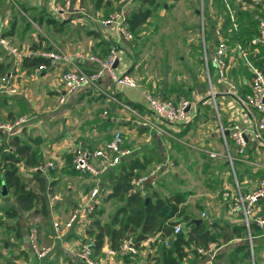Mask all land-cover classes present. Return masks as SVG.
Returning <instances> with one entry per match:
<instances>
[{"label": "rangeland", "instance_id": "rangeland-1", "mask_svg": "<svg viewBox=\"0 0 264 264\" xmlns=\"http://www.w3.org/2000/svg\"><path fill=\"white\" fill-rule=\"evenodd\" d=\"M25 1L27 2L28 0H24V2ZM92 1L94 2V0ZM110 1L113 2V7L107 8L105 15H100L99 18L103 19L112 11L118 10L120 1L119 4L117 3L118 0ZM159 1L165 4L166 8L157 10L156 13L148 19V22L139 28L136 35L132 34V39L128 43L129 45L126 49L124 61L132 71L129 74L133 76L138 84L155 95L169 96L174 99L175 97L178 98L179 95L185 97L181 91H192V95L195 96L192 99L195 106L191 107L188 114L193 112L194 109L196 113V110H199V108L204 105L201 103V100L205 102L208 101V103L210 102L211 110L208 111L203 109L201 111L200 109L199 111L200 114L202 113L201 116H204L203 114L205 113V120L203 121V118H201L199 121L194 122L193 116L190 117L187 123L180 125L181 127L179 130L184 129L187 125L189 126L187 133L182 137L187 145L182 147L181 151L173 148L172 144L169 145V139L166 138L164 134L160 135L154 131H144L140 125L135 123V119L127 111H118L110 108L108 105H97L96 103L94 107L92 105L90 109L91 112L94 110L95 114L93 115L96 117L92 120L87 119L88 121L83 123L82 127L83 129H87L91 124L96 123L100 119L103 110L106 108L109 110L108 115L112 113L121 120L120 126H118L117 129L124 137L126 144L134 148V155L136 153L147 152L152 148L161 150V153L165 151L166 154H169L166 155V158L173 159V166L171 169H167L160 183L156 188L150 189L148 194H157L160 197H166L169 195L168 191L171 189L185 191L187 194L186 201L182 205L184 211L189 213L191 217H201L200 212L203 203L205 201L210 203V199L220 195L225 188L232 186L234 181L233 170L230 164H224V159L228 160L226 155L228 151L231 153L232 157L235 155V152H237L236 145L230 143L228 146L225 140L226 136H224L220 130V124L222 123L224 127L230 128L231 134L234 126L237 125L234 120H227L228 117L221 110L222 107L228 104L231 98H229L230 96L228 95L226 99L220 100V106L218 105L220 110L219 120L215 111L212 95L208 93L207 69L205 70L206 65L202 61V54L204 49L209 50V48H205L204 45L205 43L207 44L208 41H213V39L216 41L217 36L215 38V32L219 30L223 33L230 27L232 20H235V26L240 34V43L247 52L250 53L251 59L255 62H259L260 58L264 57V52L259 49V52L254 56L255 51L253 47L250 46L248 38L253 34L254 30L257 29L258 19L264 18V8L259 4L253 10L244 11L237 0H207L205 8H203V0ZM21 4H23V0H0V15L7 17V24L3 27L1 34L7 32L11 27L12 21L16 20L19 33L17 32L13 39H11V42L16 47L18 46L21 49H25L27 47L31 48L32 44L35 42V38L41 33L39 30H34V38L31 34L32 31L25 27L26 21L21 20L22 16H24L20 8ZM139 4L140 0L131 2V6L133 7H137ZM227 16H229V21L227 20ZM23 28L25 32L21 34ZM234 43L236 42H234L233 37L229 38V43L226 40L227 47L230 50L228 56L232 55L230 52ZM4 54L5 53L0 50V60L9 61V57ZM239 67H241V71L245 69L240 65L237 56L234 55L229 65V72L232 77L235 78L237 76ZM116 71L120 72L119 69H116ZM209 71L211 80H213L215 85V81L212 79L213 71L211 67H209ZM242 73H244V70L241 74ZM29 78L17 77L16 83L20 85H23L24 82L26 84H31L34 87L33 96L37 104L41 106L46 105L50 97L54 95V91H50V87H48L51 80L48 78L47 81L40 79L32 81L31 78ZM228 78L230 79V75ZM17 90L18 89H16V92ZM207 95H209L210 98H208ZM89 101H92V99ZM84 104H81L83 105L82 108L79 107L81 105L76 103L74 107L72 106L73 110L70 115L72 118L74 117L73 121L75 123L69 122V124H75L78 127L80 124L79 113L82 114L86 112V110L84 111ZM86 104L88 105L87 107H89L90 103L86 102ZM28 112L29 110L25 109L21 114L27 113L26 115H28ZM28 116L31 118L30 114ZM141 130H143V132H141ZM113 132L114 129L107 133L105 132V134L99 133V138L95 139L97 140L96 142H102V138L109 139ZM88 139L90 138L88 137ZM79 140L83 139L79 138L76 142ZM2 146L0 144V148ZM45 146H47L46 142L41 147L44 148ZM203 153L205 155H203ZM49 160L54 161V157H51ZM258 163L264 164V157H262ZM245 169H247V167L244 165L240 167V171ZM2 171V160L0 159V175ZM249 171H251V169H249ZM20 173L27 179L30 178V174H32L25 170L20 171ZM251 174L253 180L245 183L243 185L244 187L242 186L244 190L252 189L256 181L261 179H259L256 174ZM107 188L108 186L104 183L99 186L100 195L98 200H100L97 207L103 208L104 212L100 216L102 222H109L112 215L122 205V202L118 200H110L106 203H101L102 198H104L108 192ZM51 189L52 194L51 196L47 195V199L49 208H54V203L59 202V199H53L54 186H51ZM48 191L50 190L48 189ZM63 191L68 192V189L66 190V188H64L62 189V192ZM76 204V200L70 201L69 209H67L66 212L67 215ZM14 206H16L15 199L11 192H7L4 196L0 195V264H18L16 260L19 259L25 261L24 263L29 261L26 251L23 248H27L28 229L31 225L37 224L41 226V245L45 246L53 241V239L51 240L49 238V235L51 234V223L54 217L49 216L46 219H42L33 217L29 213L28 216H26V213L22 211L18 212L15 216H6L4 211ZM212 208H214V212L216 210L214 203ZM222 217L213 215L206 216L202 219L209 224L217 220L221 222L224 221L225 218ZM77 225H83L80 230L86 232L92 225V218L88 217L86 219L85 217L80 223H77ZM129 234L133 235L131 233ZM237 242H240V238L233 239L228 243L217 241L209 245L208 250L211 255L215 256L216 264H230L231 250ZM255 242H257V244ZM254 243L256 246L253 257L254 263L251 257L238 264H255V262L258 261L264 264V238L256 235ZM59 248L60 246L56 247L54 252H59ZM77 249L72 248V250L69 251L70 256H73V252ZM154 255L157 258V253L154 252L153 255L149 256L148 260L145 259L144 263L140 264H159L156 259L153 261ZM64 256L66 257V255L63 254L60 260H62L64 264H70L68 261L69 259L66 261ZM207 258V256L200 258L196 252L190 250L183 261L185 264H204ZM32 264L52 263L49 259H46L40 263L34 260Z\"/></svg>", "mask_w": 264, "mask_h": 264}, {"label": "crops", "instance_id": "crops-1", "mask_svg": "<svg viewBox=\"0 0 264 264\" xmlns=\"http://www.w3.org/2000/svg\"><path fill=\"white\" fill-rule=\"evenodd\" d=\"M66 1L70 2L66 8V11L64 12L57 11L56 8L61 7V6L64 7ZM117 3L119 4V0ZM239 4H241L242 10L244 11L253 10L259 4L261 5V7L264 8V0H259L258 2H255V3L245 2V3H239ZM163 5H164L163 9H165L166 5L165 4ZM21 6H23V8L25 9V12L21 10L23 12L22 14L24 15L22 16L21 20L26 21L25 27L32 31L31 32L32 36L35 38L34 30H37V31L39 30L41 34L43 33L42 35L38 34V37L35 38V42L33 44L38 43V41L41 38H44V41L41 42V47L36 50H32L31 48H28V47L25 49L24 48L21 49L17 46L19 49L22 50V52L25 53V56H40L39 51L54 50L56 48L61 49L66 54L72 57H76V54L78 52L93 53L96 55H105L111 43L119 42V44L121 45V51L123 53H122V59L116 63L115 67L116 69H119V71H126L127 73L132 72L130 70V67L124 61L126 49L129 45L128 43L131 40L129 41H124L123 39L120 40L119 36L115 33L114 30L110 29V32L109 31L107 32L100 23L101 18H99V16L105 15L106 9L113 7V2H111L110 0H94V2L92 0H28L27 2L26 1L24 2L23 0V4H21ZM118 6H119L118 9H119L121 6V3ZM42 11L48 13L51 17L55 19V21L63 22V24L59 27L61 29L47 25L44 22L42 23L41 26H39L36 22L30 19L32 16H38ZM262 20H264V18L258 19V23L256 26L257 29H258L260 21ZM30 21L32 25L31 24L29 25ZM6 24H7V17L0 15V34H1L3 27ZM231 25L223 33L217 30L215 32V38L217 36L216 41H214L213 39V41H210V42L208 41L207 44L205 43L204 45L205 48H209V50L204 49V52L202 54V61L206 65V66L204 65L205 70L207 69L209 90L215 93V96H214L215 111L218 115L219 120H220V110H219L218 105L220 106L221 99H226V97H228L229 94L223 93L226 91V89H228L231 85H233L236 88L237 92L241 95L249 91V79H250L249 67L244 62V59L241 58L237 50V45L239 44L240 46H242V44L240 43V34L237 30V27L235 26L236 25L235 20H232ZM257 29L254 30L253 34H251L248 40H250L253 37ZM21 31H22L21 34H23L25 32L24 28ZM17 32L18 30H17V22H16L14 34L10 37H5V38L11 42V39H13V37L17 34ZM230 37H233L234 42L236 43H234V45L232 46V49L230 52V54L232 55L228 56L229 65L231 63L233 56L236 55L240 61V65L244 67L245 69H243L244 73L241 74L243 70L241 71V67H239L238 74L235 78L231 76L229 72L230 70H228L226 82H224L225 83L224 84L223 82H220L219 79L217 78L213 65L209 63L208 56L212 55L213 53L212 51L220 39H223L225 42L227 40V42L229 43ZM249 44H250V41H249ZM252 47H253V50L255 51L254 56H256V53L259 52V49L262 52H264V45L252 46ZM242 48L247 52V50L243 46ZM0 50H2L1 47H0ZM205 56L207 59L205 58ZM47 59L49 60V64H42L45 66V68L40 71L36 70V68L39 65L37 67L30 69L31 70L30 73L26 72V70H22L20 68V64L18 66H15L13 70L14 72L13 81H14L16 89H18L17 92L15 91L13 94H6V93L0 92V100H3L5 104L1 111L2 116H3L2 120H11L17 116L25 115L27 113L21 114V112L25 109L29 110L28 115L29 114L31 115L30 120L31 119L32 120L24 124L21 128L22 131L20 130L19 132H21L20 134L23 140H26L29 137H36V136H39L42 139V143L39 146V150H40V153L42 154L43 160L40 161L38 164L45 163L49 161L51 157L52 158L54 157L53 173H51L50 170H48L47 172H39L47 176V180H48L47 188L50 190L48 191L49 193H47V195L51 196L52 194L51 186H54L53 199H59V202L54 203V208H49V216L54 217L51 223V234L49 235V238L51 240L53 239V241L50 244L45 245V247H51V251L44 258L39 260L35 257L34 253L32 252L30 245H29V241H28L27 248H23V249L26 251L27 258L29 259V261L27 262L28 264H32L34 260L37 261V263H40L46 259H49V261H51L52 264H54L55 259H57V264H64V262L60 260V258L63 257V254L66 255V257L64 256V259L66 261L67 259H69L68 261L70 264H82L80 260L77 259L75 253L80 248V245L88 239L87 231L85 232L83 230H80L82 229L83 225L78 226L77 223H80V222H76L71 229H68L65 231L61 239H56L53 237L52 224H53V221H56V220L64 223L67 220L68 216L71 214L72 210L78 207L85 200V195L92 189V187H94L97 184V182H100L101 184L104 183L105 185H107V183L104 181L103 177H100L99 179H94L89 174L74 171L71 167V161H70L71 155H72L71 151H73V147H75L74 145H76L75 143H77L76 140H78L79 138L83 139L79 141H81L85 145L99 146L105 141L111 139L114 132L119 131L117 127L120 126L119 124L121 123V120L112 113H110V115H107V117L105 118L103 113L106 111L107 114H109L108 112L109 110H107L106 108L103 110V113L100 116V119L97 122L95 121L96 123L91 124V126L88 127L87 129L86 128L83 129L82 124L86 123L88 121L87 119L92 120L94 117H96L95 115H93L95 114L94 110H92L91 112L90 108L92 107V105L93 107L95 103L97 105H104V106L108 105L110 108L116 109L118 111L122 110V111L128 112V110L123 108L121 105V102L114 96V94L120 93L126 98H128L129 100L133 102H137L146 108L144 93L148 90L142 87L140 84H139V88H136V89L128 88L125 86H116L110 81L108 77H103L97 83H98L99 88L103 89L107 93V95L103 92H98L97 89L94 87L84 86V87L78 88L77 90H74L70 94H66L65 100L63 102H60L59 97L63 94L62 84L60 81V74L65 69V65H63L62 62L52 61L49 58ZM247 59L256 66H263L264 64V57H261L259 62H255L254 60L251 59L249 52H247ZM75 62L80 67H83L86 69L87 67H90L91 65L88 62H85V60H80V59L79 60L77 59V61ZM257 63H259V65H257ZM209 67H211L213 71L212 79H214L215 85L213 83V80H211ZM229 75H230V79L228 78ZM17 77H25V78L30 77L32 81L35 79L47 81L49 78L51 81H50V84H48V87H50V91H54V95L50 97V100L48 99L49 101L46 105L44 106L38 105L36 102V99L33 96L34 87L31 84H26L25 82L23 85L16 83ZM189 92L191 93L190 98L188 97H185V98H188L190 101L193 102L192 99L195 96L192 95V91L189 90ZM229 96H230L229 98L231 99L228 101V104L225 107L221 108V110L228 117L227 120H234L235 123H237V125L235 126H240L241 128L245 129L247 140H248L245 150H250V152L247 155L248 158L242 159L241 163L238 165H233V160L237 158V157L235 158L233 157L240 156V154H237V152H235V155L232 157L229 151L226 153L227 157L231 156L232 158V162H230L229 159H228V162L233 170V175H234V181L232 183V186L228 188H234L236 186L235 183L237 182L240 189L244 192H247V191L252 190L254 186L257 184V182L259 181V180L256 181L252 189L244 190L243 185L247 183L248 181L253 180L251 173L256 174L259 177V179L264 178V164L258 163V161L262 157H264V147L257 144V142L253 140V138L251 137L250 129H251L253 122L250 119V115L246 112L245 113L242 112L239 109L238 105L236 104L235 99L232 98V95H229ZM112 97L115 99H112ZM165 97L172 99V97H169V96H165ZM91 99L92 101H89ZM86 102L90 103L89 107H87L88 105L86 104ZM75 103L79 105L85 103L84 111L86 110L85 113H82V114L79 113L78 115L80 116L79 117L80 124L78 125V127L75 124H69V122L75 123L73 121L74 117L72 118V116L70 115V113L73 110L72 106L74 107ZM205 104L206 103H204V105ZM203 106L199 108V111L200 109L201 111L205 109V107ZM79 107L82 108L83 105ZM195 114L196 113L194 109V111L191 112V117ZM200 115H202V113ZM203 115L204 116H201V118H203V121H204L205 113ZM77 123H78V119H77ZM160 127H161V130L155 127L141 126V128L144 129V131L145 130L154 131L160 135L164 134L165 137L169 139L168 141L169 145L172 144L171 139L180 141L179 143L183 144V146H181V149L182 147H185L187 145L185 140L182 139V137L187 133V131L179 139L176 136V133H179L178 131H181L179 130L180 125L164 123V124H160ZM112 129H114V132L112 133V136L109 139L102 138V142L101 141L96 142L97 140L95 139L99 138L98 136L99 133L105 134V132L107 133L108 131ZM162 129L164 130V132L162 131ZM188 129H189V126H188ZM220 130L223 135H225L224 134L225 131H228L229 133L226 136L228 135L230 136V128L224 127L222 123L220 124ZM141 132H143V130H141ZM5 133L0 136L1 146L7 144L9 134L7 135V133L6 134ZM88 137L90 139H88ZM45 142L47 143V146L42 148L41 146ZM124 142H125V139H124ZM126 146L132 150L130 156H128L129 158H135V157L141 158L145 153H148L151 151L159 154L161 158L159 163H156V164L151 163L150 165H148L147 169L152 168L153 166L157 164H165V163L169 164V167L168 166L163 167L161 172H159L160 175L157 174L155 177L150 179L145 185H143L139 189L143 195L148 194V191L150 189L156 188V186L160 183L167 169L169 168L171 169V167L173 166V161H172L173 159L171 160L169 158H166V155H169V154H166L165 151L164 153H161L162 151L157 148L156 149L152 148V149H149V151L147 152L136 153L134 155V152H135L134 148L131 146H128L127 144ZM181 149L178 151H181ZM203 155L205 154L203 153ZM225 160L227 159H224V161ZM242 165L246 166L247 169L240 171V167ZM33 167L35 166L27 168L23 165H19V171L25 170L29 173L35 172L32 170ZM249 169H251L252 172L249 171ZM236 170L241 172L243 176L242 181L238 182ZM30 175L32 176V174ZM23 177L25 178L24 175ZM30 178L28 179L25 178V179L29 180ZM30 186L35 187V183L33 181L30 182ZM64 188H66V190L68 189V192L66 191L62 192V189ZM0 190H1L0 195L4 196L7 194V191H6V194H2L3 189H2L1 184H0ZM72 200H76L77 204L74 207H72L70 212L68 211L69 213L67 215L66 212H67V209H69L70 201ZM61 202L63 203V205ZM106 202L107 201H102L101 203L103 204ZM213 203H214V207L216 208L214 212H213L214 208H212ZM202 211H205L207 216H213V215L221 216V217L223 216L225 218L224 221H227L231 224H241L242 222L241 216L232 215L227 212V208L225 204H223L222 202L221 194L214 197L213 199H210V203L208 201H205L201 209V212ZM201 212H200V215H201ZM24 213H26L25 214L26 216H28V213H29L33 217L41 218L39 215H32L31 212H24ZM186 214L189 215V213H186ZM257 214L262 215V216L264 215L261 213L260 208L257 209ZM197 219H201V222L203 220L200 216L193 217L194 221ZM217 222H221V221L217 220ZM35 225L37 226L38 237H39V242H40V234H41L42 228L40 225H37V224L31 225L30 228ZM181 225H182L183 233L185 232L186 229H187L186 230L187 232L189 231L190 226H188L187 228L185 227L187 226V223H181ZM30 228L28 229V233H29ZM253 235L254 236H252V234H250V236L247 235V241L251 239L252 244H253V238H256V235L258 237H262V238L264 237V235L261 233L260 228H258V233L255 234L253 232ZM58 246H60L59 252L55 253L54 249ZM72 248H76V249L78 248V249L73 252L72 254L73 256H70L69 251H71ZM108 248H110L109 241L106 237L101 250H99V253L97 254L94 253V256H98V258L101 260V264H140V263H144L145 259L148 260L150 255H153L154 250H155L154 249L155 244L153 242H150V240L148 239L141 241L139 243V253L136 256H121L117 253L107 255L106 249ZM199 248H202V247H199ZM203 249L207 251L206 254H199L197 250H196V253L198 254V256H200V258L206 257V256L208 257L206 261L204 262V264H216L215 256L210 254L208 248H203ZM253 257H254V254H253ZM155 258L156 256L154 255L153 261H155ZM183 260H185V258ZM16 262L18 264H27V263H24L25 261H22V259L16 260ZM181 264H185L184 261H182Z\"/></svg>", "mask_w": 264, "mask_h": 264}, {"label": "built area", "instance_id": "built-area-1", "mask_svg": "<svg viewBox=\"0 0 264 264\" xmlns=\"http://www.w3.org/2000/svg\"><path fill=\"white\" fill-rule=\"evenodd\" d=\"M134 0H120L121 6L118 10H114L106 17L100 20L101 25L105 30L110 32L114 30L119 36V39L129 41L132 39V33L128 30L127 14L131 9V2ZM240 3L258 2L259 0H237ZM69 1L65 2L64 7H57L56 10L60 12L66 11ZM250 44L253 46L264 45V20L260 21L258 29L253 37L250 39ZM0 47L10 57L12 61V70L5 73L0 78V92L6 94H13L16 91L14 84V67L21 63L25 53L21 49L14 46L5 37L0 34ZM237 50L241 58L249 67L251 76L249 79V91L245 94H239L236 88L231 85L225 92L232 95L236 104L242 112L250 115L253 122L250 133L253 140L260 146L264 147V64L263 66H256L247 59V52L237 45ZM228 47L223 39L214 47L213 53L210 56L209 62L213 65L215 74L220 82H226L227 72L229 70ZM121 45L119 42L111 43L105 55H96L93 53L78 52L76 57L66 54L59 48L54 50L39 51V55L51 59L52 61H59L65 65V69L60 74V81L62 84L63 94L59 97V101L65 100V95L70 94L74 90L84 86H90L97 89L98 92L107 93L100 89L98 83L103 77H108L110 81L116 86H125L128 88H139L138 82L126 71H116L115 63L122 59ZM206 58V56H205ZM85 60L90 67H80L75 61ZM207 59V58H206ZM45 68L44 65H39L36 70L40 71ZM225 84V83H224ZM213 102L215 104V93L211 90ZM112 99H115L112 97ZM146 108L148 110L145 114L138 113L135 109L126 104L122 107L135 119V123L143 127H155L161 130L160 124L171 123L175 125L187 123L190 120V109L195 106L192 101L183 96L176 99H171L162 95H155L149 91L144 93ZM203 103H208L203 102ZM188 108V110H187ZM107 117V112L103 113ZM30 120L28 115H20L11 120H0V131L7 134L18 133L22 126ZM164 132V130L162 129ZM234 141L237 154L244 153L248 140L246 131L240 126H234L230 134ZM131 149L125 145L124 137L119 131L114 132L111 139L105 141L99 146H88L78 141L73 148L71 167L74 171L89 174L94 179H99L102 175L110 170H113L124 158L130 156ZM232 162L231 156H228ZM164 166L169 164H157L145 173H142L131 180L132 190L140 189L147 181L155 177ZM54 169V161L49 160L45 163H40L32 168L35 172H47ZM234 188H227L221 193L222 202L227 208V212L232 215L241 216L242 223L245 225L248 236L251 232V224H256L264 235V216L257 214L256 204L259 198L264 197V178L260 179L254 188L250 191L244 192L240 189L237 182ZM100 182L92 187V189L85 195V200L75 209L72 210L67 220L62 223L60 221H53V237L61 239L65 231L71 229L76 222H81L86 215L91 212L92 207L97 203V196L99 194ZM205 211L201 212V218L206 217ZM182 232L181 223H176L173 226L172 234L169 237L161 238L158 234L148 239L154 244L163 243L168 246L171 237L176 236ZM184 233H187L185 230ZM28 241L32 252L37 259L44 258L50 253L51 247L42 246L39 242L37 226H32L28 233ZM249 249L253 262V244L251 239L248 240ZM199 254H206L207 251L203 248L196 249ZM119 254L121 256H136L139 253V243L135 240L133 235L124 236L116 250L106 249V254ZM76 257L82 264H101L98 256H94L93 240H87L80 245V248L75 253ZM254 263V262H253Z\"/></svg>", "mask_w": 264, "mask_h": 264}, {"label": "trees", "instance_id": "trees-1", "mask_svg": "<svg viewBox=\"0 0 264 264\" xmlns=\"http://www.w3.org/2000/svg\"><path fill=\"white\" fill-rule=\"evenodd\" d=\"M206 3L207 0H203V8H205ZM20 8L25 12L23 6ZM162 8H164V5L159 0H140L139 6L131 7L127 14L126 19L129 31L133 35H136L139 28L145 25L148 19L155 14L157 10ZM30 19L39 26L44 22L58 29H61L59 27L63 24V22L55 21L53 17L43 11L38 16H32ZM227 20L229 21V16H227ZM30 24L31 21L29 25ZM15 27L16 22L13 20L9 30L2 33L1 36H12ZM42 41H44V38H41L38 43L33 44L31 49H39ZM3 53L5 52L3 51ZM4 55L8 56L6 53ZM208 57L210 59V56ZM42 64H49V60L42 56H24L21 60L20 68L30 73V69ZM257 65H259V63H257ZM11 69L12 61L10 57L9 61L0 60V78ZM249 73L251 76L250 70ZM181 92H183L185 97L190 98L191 93L189 91ZM114 96L122 104L128 105L138 113H147V109L143 105L129 100L122 94L116 93ZM207 97L210 98L209 95H207ZM232 98L234 97L232 96ZM203 102L204 101L201 100L202 104H204ZM4 105L3 100H0V120L3 119L1 111ZM203 107H205L206 110L211 109L209 103H206ZM193 116L194 122L201 119L198 109ZM187 130L188 125L179 131V133H176L178 139L181 138ZM4 133V131H0V136ZM20 133L21 132L8 135L7 144L0 148V159L2 160L3 170L0 175V184L5 186L7 192L13 194L16 203V206L7 208L4 213L6 216L11 217L17 215L18 212L21 211L31 212L32 215H39L42 219H46L49 217L47 176L39 172H31V178L26 180L19 171V165L30 168L36 166L43 160L39 150L42 139L36 136L23 140ZM232 141L229 135L226 136L228 146L230 143L235 145L234 141ZM171 142L172 146L177 150H180L181 146H183V144L179 143L180 141L171 139ZM249 152L250 150H245L240 156H234L233 158H237L233 160V165H238L241 163L242 159H247ZM160 159L159 154L152 151L145 153L141 158L126 157L113 170L101 176L108 186V192L106 196L102 198V201L118 200L122 202V205L112 215L109 222H102L100 216L104 211L102 207H97L100 193L98 194L97 203L92 207L91 212L86 215V219L88 217L92 218V225L87 230V233L88 239L93 240L94 253H99L106 237L109 241L110 249L116 250L121 239L129 233L133 234L138 243L150 239L157 234L161 238H165L171 236L174 224L181 222L187 223V226H185L186 228L190 226L187 233L181 232L171 237L168 246H165L163 243L155 244L154 252L157 253V258L155 259L159 264H181L190 250L196 252V249L199 247L208 248L209 245L214 242L220 241L221 243H228L236 238H240V242L235 243L231 250L230 264H238L250 259L251 253L247 241L248 232L242 222L241 224H231L227 221H213L207 224L204 219L200 223L195 222L193 217L186 214L182 206L186 201L187 194L185 191L171 189L168 191V196L160 197L157 194L143 195L139 189L132 190V178L145 173L148 165L151 163H159ZM224 164L229 165L228 160H225ZM50 172L53 173V170H50ZM236 175L238 181H242L243 176L241 172L236 170ZM32 181L35 183V187L30 186V182ZM256 208H260L261 213L264 214V197L258 199ZM250 228V234H252V236H254L253 232L255 234L258 233L259 227L256 224H251ZM255 243L253 238V252L256 247ZM54 264H57V259H55ZM255 264L262 263L258 261L255 262Z\"/></svg>", "mask_w": 264, "mask_h": 264}, {"label": "water", "instance_id": "water-1", "mask_svg": "<svg viewBox=\"0 0 264 264\" xmlns=\"http://www.w3.org/2000/svg\"><path fill=\"white\" fill-rule=\"evenodd\" d=\"M115 65H116V63H115ZM187 110H188V108H187ZM229 132L228 131H225V135L224 136H226L227 134H228ZM2 194H6V189H5V186L4 185H2ZM195 222H197V223H200L201 222V219H197V220H195Z\"/></svg>", "mask_w": 264, "mask_h": 264}]
</instances>
